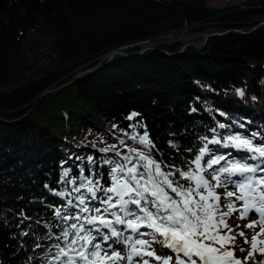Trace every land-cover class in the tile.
I'll return each instance as SVG.
<instances>
[{
	"label": "trees",
	"instance_id": "16d2710c",
	"mask_svg": "<svg viewBox=\"0 0 264 264\" xmlns=\"http://www.w3.org/2000/svg\"><path fill=\"white\" fill-rule=\"evenodd\" d=\"M262 19L264 0L223 8L205 0H0V264H61L54 260L57 246L89 230L101 257H122L103 264L126 256L133 264H163L168 257L176 264L147 221L135 232L116 223L113 213L125 221L143 216L135 205L122 211L111 193L115 207L103 204L100 189L112 186L111 170L118 165L125 166L119 176L151 160L185 187L180 172L203 176L219 197L209 202L229 210L234 201L226 193L237 189L225 181L220 191L213 172L259 159H249L258 154L235 148L228 138L264 147V24L246 34L236 29H251ZM226 29L201 49L161 38ZM117 48L123 54L108 62ZM81 71L86 73L75 83L40 96ZM219 156L226 159L208 167ZM94 216L109 218L112 227L96 221L98 233L88 223ZM225 219L241 232L231 215ZM112 229L120 235L111 236ZM249 229L250 235L236 236L238 248L250 247L245 239L251 241L256 228ZM133 248L142 251L132 255Z\"/></svg>",
	"mask_w": 264,
	"mask_h": 264
},
{
	"label": "snow or ice",
	"instance_id": "6c2138e0",
	"mask_svg": "<svg viewBox=\"0 0 264 264\" xmlns=\"http://www.w3.org/2000/svg\"><path fill=\"white\" fill-rule=\"evenodd\" d=\"M243 95V92L240 93ZM135 115V114H134ZM230 141L235 140L234 147L237 149H247L253 154L249 159H259V163L250 165L233 161L224 167L216 169L212 174V179L217 184L224 186L225 181L235 185L237 191L227 192V197H235L241 201V207L238 209L234 203H228V211L221 212L218 210V203H210L209 200L219 201V197L213 191V186L203 176L195 173L180 172L179 175L188 182L187 187L181 184L179 180L170 179V175L161 170L155 161L149 160L147 164L140 167L133 166L127 168L125 175H117V172L125 173V166L118 165L111 170V179L113 184L111 187L100 189L105 193V198L101 199V203L115 207L112 204L113 195L117 197L116 204L121 206V210L127 209L128 205H135L136 209L143 213V216H136L135 220L129 219L125 221L121 216H115L116 223H127V227L134 232L139 229L140 221H147V226L153 230V233L162 237L160 241L167 248L175 252L176 264H248L249 260H255L257 253L264 255V240L259 239L264 236V175L254 176L250 174L264 173V147H253L250 141L241 140L238 137H229ZM141 143H148L146 137L141 138ZM213 143H219L213 141ZM227 146V145H225ZM206 149H201V156ZM143 158V157H142ZM125 159H128L125 157ZM146 159V158H143ZM201 157L197 156L195 163L199 166ZM224 156L211 159L208 167L217 165L221 160H225ZM110 163V162H109ZM179 171V170H177ZM227 174L221 179V175ZM67 175V173H65ZM238 175L240 179L233 180L232 177ZM147 180V183L142 181ZM195 186H193V183ZM201 189L207 191L204 194ZM79 191V189H77ZM93 192L95 198V191ZM109 193L113 195H108ZM127 196L128 199L124 197ZM198 197V198H197ZM81 204L84 200L81 199ZM86 211L87 209H83ZM100 209H97L99 212ZM107 212L108 209L105 208ZM234 212H239L240 218L244 219L249 212L259 213L260 219L252 221L244 227L261 226L260 232L252 237L251 241L245 239V243L250 244V249L240 248V252L247 251V255L240 258L236 254L235 240L236 236H244L241 231L238 234L228 225L225 217L230 216ZM59 215V213H57ZM126 216L135 215L132 211H125ZM99 224L111 228V222L99 216H94L88 220L96 231L99 233ZM72 229H76L77 225L72 224ZM226 230V231H225ZM81 236L79 232L73 234V238L68 241L65 247L57 246L54 260L60 261L61 264H103L104 259L119 260L122 259L118 253L112 256H100L98 244H93L94 237L90 235ZM120 235L115 229L111 230V236ZM69 232L63 233V238L67 240ZM102 239L107 241L109 236L104 235ZM156 239V236H153ZM83 241V244L80 242ZM207 241V242H206ZM136 243L147 244L146 240H139ZM79 245L80 250H77ZM88 245H91L94 251H87ZM138 249H132V255H139ZM147 255L153 256V252H147ZM79 258V261L77 260ZM90 257L92 259H90ZM131 258V256L129 257ZM161 259V257H156ZM171 257L164 258L163 264H170ZM144 264H148L147 261ZM255 264H264V260L256 261Z\"/></svg>",
	"mask_w": 264,
	"mask_h": 264
},
{
	"label": "rangeland",
	"instance_id": "374dc122",
	"mask_svg": "<svg viewBox=\"0 0 264 264\" xmlns=\"http://www.w3.org/2000/svg\"><path fill=\"white\" fill-rule=\"evenodd\" d=\"M205 1H206V4L209 7H214V8H223V7L230 6L232 4H239V3H245L246 2V0H205ZM262 20L264 21V19H262ZM242 30H246L247 31V30H250V29H242ZM211 31H215V30H211ZM203 33L204 32H202V33H197V32H195V33H187V32H184L183 31L181 34H179L180 35L179 37H181L182 39H177V40L178 41L179 40L184 41L185 43L193 42L195 45H199V44H201V42L203 40V35H202ZM200 34L202 35V40L199 38L200 37ZM161 38H164V39L167 38L169 40V38L167 37V35H164ZM143 43H144V46L146 48H148V47L150 48L151 45H152V42H149V41H144ZM121 51L124 52L123 50H121ZM108 55H109V53H108ZM115 55L116 54H114L113 57ZM107 57L109 58V56H107ZM261 166L263 167L264 165H261ZM252 175H254V174H252ZM224 186H220L219 190L220 191H224ZM232 200L234 201L235 207L239 209L241 207L242 202L236 200L235 197H233L232 199H230V201H232ZM230 201H228V202H230ZM231 217H232V224L234 226H236L237 229H240L241 231H243V232L247 233L248 235H250V229L248 227H244V225H247V224H249L252 221L259 220L260 219V214L259 213H254V212H249V214H248L247 217H245L244 219H241L239 212H234V213L231 214ZM253 228H256V232H255V236H256L257 235V232L258 233L260 232L261 226L260 225H257V226H255ZM259 239L264 240V236H260ZM260 246L264 247V245H260ZM235 248H236V254H237L238 257L243 258L244 256L247 255V251H245V252H240L239 251L240 248H238V246L236 245V243H235ZM244 249H246V248H244ZM248 249H250V247L247 248L246 250H248ZM138 250H139V252H141V249L140 248ZM172 253L173 254H176L173 251H172ZM111 254L113 255V253H111ZM126 258H127V256H126ZM261 260H264V255H260L259 253H257L256 256H255V260L254 261L253 260H249V261L256 262V261H261ZM125 264H131V261L129 260Z\"/></svg>",
	"mask_w": 264,
	"mask_h": 264
},
{
	"label": "water",
	"instance_id": "95a60500",
	"mask_svg": "<svg viewBox=\"0 0 264 264\" xmlns=\"http://www.w3.org/2000/svg\"><path fill=\"white\" fill-rule=\"evenodd\" d=\"M263 24H264V21H262L261 23H259L257 26L252 27L250 30H247V31H246V30H242V29H236V31H237L238 33H241V34H246V33L251 32V31L254 30L255 28H257L259 25H263ZM229 31H230V29H226V30H215V31L205 32V33L202 34V35H203V40H202L201 44H199V45H195L193 42L186 43V44L183 46V49L186 48L188 45H194V46H196L197 48L201 49V48L206 44V42L208 41V39H209L210 37H212V36H221V35H224V34L228 33ZM172 36H174V38H176V39H182V38L179 37L178 35H172ZM143 44H144V43H143ZM148 48H149V47H148ZM144 49H145V48H143L142 51H144ZM146 49H147V48H146ZM121 50H122V49L117 48V49H114L113 51H111V52L109 53V55H108V56H109V58H108V62H110V61L112 60V57H113L114 54H123V52H122ZM108 62H107V63H108ZM95 69H96V67L93 68V69H89V71H90V70H95ZM85 72H86V71H82V72L77 73L71 81H66V82H64V83H63L62 85H60V86H57V87H54V88H48V89H46L45 91H43V92L41 93L40 96H42V95H44V94H46V93H48V92H54V91H57V90L60 89L62 86H65V85H68V84H73V83H75L77 80H79V79L83 76V74H84Z\"/></svg>",
	"mask_w": 264,
	"mask_h": 264
},
{
	"label": "bare ground",
	"instance_id": "6f19581e",
	"mask_svg": "<svg viewBox=\"0 0 264 264\" xmlns=\"http://www.w3.org/2000/svg\"><path fill=\"white\" fill-rule=\"evenodd\" d=\"M172 35H175V34H169V35H167V37L169 38V40H173V39H175L174 36H172ZM178 36H180V35H178ZM172 38H173V39H172ZM105 219H107L108 221H110L109 218H105ZM206 242H207V241H206ZM118 247H120V245H118ZM174 260H175V262H176V259H175V258H174ZM125 263H127L126 260H124L123 262H119V263H117V264H125ZM248 264H255V262L248 261Z\"/></svg>",
	"mask_w": 264,
	"mask_h": 264
}]
</instances>
